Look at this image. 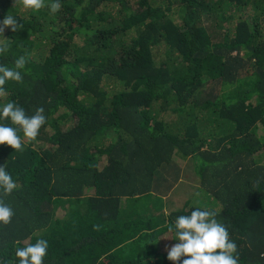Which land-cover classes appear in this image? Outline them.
<instances>
[{
  "label": "trees",
  "instance_id": "trees-1",
  "mask_svg": "<svg viewBox=\"0 0 264 264\" xmlns=\"http://www.w3.org/2000/svg\"><path fill=\"white\" fill-rule=\"evenodd\" d=\"M51 2L0 0L23 26L0 33V65L26 60L0 105L46 117L33 141L18 130L21 150L0 145L16 184L0 190V264L39 239L44 264H173L168 227L197 208L238 264H264V0ZM183 177L188 196L165 205Z\"/></svg>",
  "mask_w": 264,
  "mask_h": 264
},
{
  "label": "clouds",
  "instance_id": "clouds-1",
  "mask_svg": "<svg viewBox=\"0 0 264 264\" xmlns=\"http://www.w3.org/2000/svg\"><path fill=\"white\" fill-rule=\"evenodd\" d=\"M17 2L32 11L45 7L44 0H15V3ZM48 7L52 14H56L61 8L60 0H53ZM8 27L14 32L23 26L14 16L7 15L0 21V33ZM7 47L6 44H0V54L5 53ZM25 64V58L20 57L15 61L13 68L0 65V95L5 93L8 81H22L20 70ZM43 112L44 109L39 108L35 115L28 116L14 101L0 105V145L6 144L14 150H21L22 141L17 134L18 130H22L24 137L29 141L35 140L46 123ZM2 121H10L11 125L16 127ZM15 187L11 175L4 166L0 167V190L3 195L11 194ZM13 214L12 209L0 199V224H9ZM214 216V213L199 208L193 210L190 215H180L175 223L168 227V232H174V240L177 243L170 249L166 247L167 260L173 264H238V256L234 255L237 246L230 240L226 227L219 224ZM47 249L48 241L45 239H39L34 245L18 248L15 253L18 264H44Z\"/></svg>",
  "mask_w": 264,
  "mask_h": 264
},
{
  "label": "rangeland",
  "instance_id": "rangeland-1",
  "mask_svg": "<svg viewBox=\"0 0 264 264\" xmlns=\"http://www.w3.org/2000/svg\"><path fill=\"white\" fill-rule=\"evenodd\" d=\"M258 133H259V135L261 136V138H263L264 139V129L263 128H260L259 129V131H258ZM191 181L189 180V179H187V178H181V180L177 183V184H179L178 186H177V189L178 190H175V189H172L171 191V193L168 195V196H165L163 199H166L165 201H166V203L167 204H165V205H170V207L171 206H178V205H180L181 204V202L182 201H184V196L185 195H187L188 196V194L187 193H185V195H184V193H183V190H184V188L186 187V185H188V184H191L190 183ZM180 187V188H179ZM185 199H187V198H185ZM187 200H189V199H187ZM191 200H193V199H190V201ZM196 200V199H195ZM149 209V208H148Z\"/></svg>",
  "mask_w": 264,
  "mask_h": 264
}]
</instances>
